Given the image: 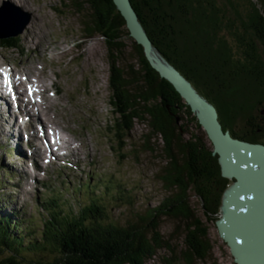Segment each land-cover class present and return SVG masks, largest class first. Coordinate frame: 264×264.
I'll use <instances>...</instances> for the list:
<instances>
[{"label":"trees","instance_id":"16d2710c","mask_svg":"<svg viewBox=\"0 0 264 264\" xmlns=\"http://www.w3.org/2000/svg\"><path fill=\"white\" fill-rule=\"evenodd\" d=\"M60 1L66 12L77 15L84 36L103 39L114 114L109 130L118 147L135 122L144 124L145 142L154 137L162 142L166 160L158 176L168 192L139 221L125 224L106 221L96 198L75 217L54 208L59 197L41 200L47 216L40 236L26 246L35 253L52 252L30 257L17 251L24 238L10 232L13 217L0 214V264H148L161 250L166 251L162 264L204 259L212 248L208 227L191 207L188 193L193 191L202 212L216 221L228 180L200 135L182 137L185 121L200 126L195 115L150 65L113 0ZM130 3L152 44L215 106L222 129L264 143V0ZM163 217L175 222L168 234L160 228Z\"/></svg>","mask_w":264,"mask_h":264},{"label":"rangeland","instance_id":"374dc122","mask_svg":"<svg viewBox=\"0 0 264 264\" xmlns=\"http://www.w3.org/2000/svg\"><path fill=\"white\" fill-rule=\"evenodd\" d=\"M218 1L223 3L225 0ZM18 2H21L19 4L35 14L37 12L45 14L40 23L44 25L47 22L49 24L47 34L56 38L46 63L58 71L61 86L67 93L75 97L72 99L73 102L78 103V106L74 107L69 102L65 109L59 110L61 117L55 116L54 118L51 114L53 103L48 100L49 103L45 105L46 111L43 117L47 121L60 122L63 125L61 126V133L73 142L68 158H74V152L84 153L86 149L91 147L96 148L95 151L103 153V157H96L99 163L89 173L90 179L93 182L96 181V185H92L91 181H88L87 183H79L78 189L70 188L68 191L69 185L67 184L57 186L66 189H61L63 192H59V206L54 208L75 217L82 207L96 198L97 203L103 207L106 221L108 219V221L117 224L139 221V217L156 206L168 192L158 176L166 160L161 140L154 137L153 140L145 142L143 133L146 131V126L141 122H135L130 134L124 139L125 144L121 148L118 147V141L113 136L112 131L109 130L114 114L109 104L108 61L102 37L100 35L84 36L80 31L81 24L77 15L66 12L63 8L64 2L61 3L60 0H19ZM60 3L61 6H59ZM5 50L7 51V49L2 48L0 51L6 54ZM8 51L10 50L8 49ZM37 59L34 55V60ZM34 65H36L35 62ZM82 115L91 119L88 128L94 131L98 145H96L89 130L84 129L86 142L81 137L83 122L79 116ZM184 116L183 120L186 118L185 114ZM31 120L36 125L37 118L33 116ZM184 125L187 130L183 134V138H190L191 133L194 132L202 137L208 148H212L201 126L198 127L194 121H185ZM46 131L49 132L47 128ZM36 138L37 135H31L29 141L39 145V140ZM34 153L38 158L39 151L36 150ZM43 155L44 153L40 151V158ZM28 163H21L20 169L23 172L35 174L34 179L38 178L41 173L39 174V171L34 172L31 167H28ZM40 164L45 165L41 161ZM20 169L17 170L20 172ZM48 178L51 180L52 176L49 175ZM226 178L228 182L225 188L232 182V178ZM84 179H86L84 176L78 177L72 183ZM1 180L0 175V183ZM28 180V182H32L33 179L30 177ZM27 187L26 181L24 185L17 186L15 192L19 195L26 194V191L30 193V189ZM30 194L26 195L29 197ZM188 194L191 207L208 227L209 240L212 245L210 252L204 259H196L192 264H235L227 244L218 235L215 221L209 220L208 216L202 212L198 196L191 190ZM2 211L3 206L0 204L1 215ZM45 216H47V209L41 205L34 206L31 213L18 212L17 215L12 216L10 232L16 236L22 235L24 237V243L18 246V252L23 251V254L28 257L52 252V250L46 249L35 253L32 248L26 246L29 239H37L40 236L43 226L42 220ZM17 219L20 225H15L14 220ZM174 225L175 222L168 217H163L160 221V228L164 234H168ZM175 240L178 242V237ZM165 252L163 250L158 251L148 264H162L161 257Z\"/></svg>","mask_w":264,"mask_h":264},{"label":"water","instance_id":"95a60500","mask_svg":"<svg viewBox=\"0 0 264 264\" xmlns=\"http://www.w3.org/2000/svg\"><path fill=\"white\" fill-rule=\"evenodd\" d=\"M113 1L150 65L172 84L195 115L211 143V153L218 157L221 175L232 178L215 221L218 235L235 264H264V143L223 130L215 106L152 44L130 0Z\"/></svg>","mask_w":264,"mask_h":264},{"label":"bare ground","instance_id":"6f19581e","mask_svg":"<svg viewBox=\"0 0 264 264\" xmlns=\"http://www.w3.org/2000/svg\"><path fill=\"white\" fill-rule=\"evenodd\" d=\"M18 3H21V2H18Z\"/></svg>","mask_w":264,"mask_h":264}]
</instances>
